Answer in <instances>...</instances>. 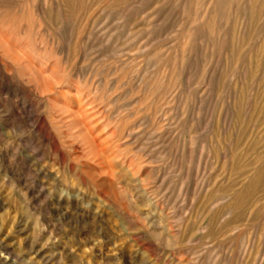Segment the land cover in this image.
<instances>
[{
  "label": "rangeland",
  "instance_id": "374dc122",
  "mask_svg": "<svg viewBox=\"0 0 264 264\" xmlns=\"http://www.w3.org/2000/svg\"><path fill=\"white\" fill-rule=\"evenodd\" d=\"M262 189L264 0H0V264H264Z\"/></svg>",
  "mask_w": 264,
  "mask_h": 264
},
{
  "label": "bare ground",
  "instance_id": "6f19581e",
  "mask_svg": "<svg viewBox=\"0 0 264 264\" xmlns=\"http://www.w3.org/2000/svg\"><path fill=\"white\" fill-rule=\"evenodd\" d=\"M196 2H197V1H196ZM261 154H262V153H261ZM259 160H260V159H259ZM259 160H258V161H259ZM253 167H254V166H253ZM255 172H256V171H255ZM248 183H249V182H248ZM262 188H263V187H262ZM255 189H257V188H255ZM262 190H264V189H262ZM243 191H245V190H243ZM240 192H241V191H240ZM248 192H249V191H248ZM245 193H246V192H245ZM239 194H240V193H239ZM249 194H250V193H249ZM241 195H242V194H241ZM243 200H244V199H243ZM246 202H247V201H246ZM244 203H245V200H244ZM232 204H233V203H232ZM245 204H247V203H245ZM229 206H231V205H229ZM229 206H228V207H229ZM231 207H232V206H231ZM237 218H238V217H237Z\"/></svg>",
  "mask_w": 264,
  "mask_h": 264
}]
</instances>
